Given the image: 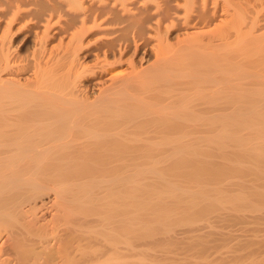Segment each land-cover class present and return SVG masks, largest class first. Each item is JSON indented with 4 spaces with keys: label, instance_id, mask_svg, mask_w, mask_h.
Listing matches in <instances>:
<instances>
[{
    "label": "bare ground",
    "instance_id": "6f19581e",
    "mask_svg": "<svg viewBox=\"0 0 264 264\" xmlns=\"http://www.w3.org/2000/svg\"><path fill=\"white\" fill-rule=\"evenodd\" d=\"M0 264H264V0H0Z\"/></svg>",
    "mask_w": 264,
    "mask_h": 264
}]
</instances>
